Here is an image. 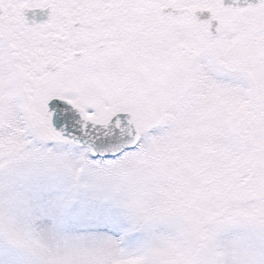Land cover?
<instances>
[{
  "label": "snow or ice",
  "instance_id": "obj_1",
  "mask_svg": "<svg viewBox=\"0 0 264 264\" xmlns=\"http://www.w3.org/2000/svg\"><path fill=\"white\" fill-rule=\"evenodd\" d=\"M0 264H264V0H0Z\"/></svg>",
  "mask_w": 264,
  "mask_h": 264
}]
</instances>
